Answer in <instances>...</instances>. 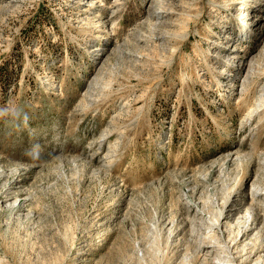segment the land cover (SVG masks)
I'll list each match as a JSON object with an SVG mask.
<instances>
[{"label": "rangeland", "instance_id": "1", "mask_svg": "<svg viewBox=\"0 0 264 264\" xmlns=\"http://www.w3.org/2000/svg\"><path fill=\"white\" fill-rule=\"evenodd\" d=\"M3 108L0 264H239L264 231V0H0Z\"/></svg>", "mask_w": 264, "mask_h": 264}, {"label": "bare ground", "instance_id": "2", "mask_svg": "<svg viewBox=\"0 0 264 264\" xmlns=\"http://www.w3.org/2000/svg\"><path fill=\"white\" fill-rule=\"evenodd\" d=\"M91 6L93 7V6H95V4L93 3ZM85 18H87V17H85ZM248 90L249 89H247V91ZM240 97H241V99L242 98L245 99V95H241ZM245 100H247V99H245ZM254 196H255V194H254ZM253 206H254V203L251 204V206L246 210V212H248L250 209L252 210ZM231 211H233V210H231ZM221 214H223V213H221ZM227 215H229V214H227ZM243 220H244V218H242L236 224L237 229H236V227L233 224H228L227 225V229L233 235V238H234L233 244H234V246L237 245L241 241L239 239L241 236H242V239L243 238L247 239V237L250 236L252 234V232L254 231V229H255V225H256V222H257V218L255 216H251L250 217V214H249V218L244 220V221ZM260 233H261L260 236H259V233H258L256 235V237L250 238V240L248 242L244 241L242 252L245 253V256H247V257L244 256L245 258H243L239 262V264H264V256L261 255V252H264V231H262ZM253 239H255L256 241H253ZM202 242H203V240H202ZM248 250H250V251H248ZM218 262H219V264H237L236 257H234V256H229V258L226 259V260L225 259H218Z\"/></svg>", "mask_w": 264, "mask_h": 264}, {"label": "clouds", "instance_id": "3", "mask_svg": "<svg viewBox=\"0 0 264 264\" xmlns=\"http://www.w3.org/2000/svg\"><path fill=\"white\" fill-rule=\"evenodd\" d=\"M7 111H8L7 108L0 109V115H3ZM16 114L19 115V113H16ZM24 119L25 120L27 119V116L26 115L24 116Z\"/></svg>", "mask_w": 264, "mask_h": 264}]
</instances>
